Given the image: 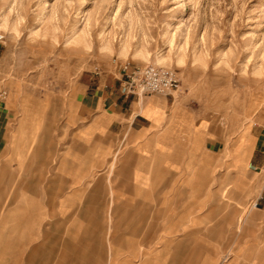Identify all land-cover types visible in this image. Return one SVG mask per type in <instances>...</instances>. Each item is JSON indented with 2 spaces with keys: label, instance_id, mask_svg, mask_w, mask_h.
Listing matches in <instances>:
<instances>
[{
  "label": "crops",
  "instance_id": "crops-1",
  "mask_svg": "<svg viewBox=\"0 0 264 264\" xmlns=\"http://www.w3.org/2000/svg\"><path fill=\"white\" fill-rule=\"evenodd\" d=\"M121 76L63 110L0 97V264H264V135L227 155L223 126Z\"/></svg>",
  "mask_w": 264,
  "mask_h": 264
},
{
  "label": "rangeland",
  "instance_id": "rangeland-1",
  "mask_svg": "<svg viewBox=\"0 0 264 264\" xmlns=\"http://www.w3.org/2000/svg\"><path fill=\"white\" fill-rule=\"evenodd\" d=\"M3 107L63 110L125 65L174 69L176 97L223 126L230 150L264 135V0H0Z\"/></svg>",
  "mask_w": 264,
  "mask_h": 264
},
{
  "label": "built area",
  "instance_id": "built-area-1",
  "mask_svg": "<svg viewBox=\"0 0 264 264\" xmlns=\"http://www.w3.org/2000/svg\"><path fill=\"white\" fill-rule=\"evenodd\" d=\"M3 38L0 35V41ZM180 88L181 80L172 68L151 64L143 67L127 64L121 72V92L125 97L169 96L178 93Z\"/></svg>",
  "mask_w": 264,
  "mask_h": 264
}]
</instances>
